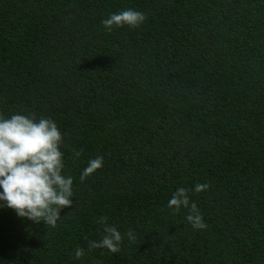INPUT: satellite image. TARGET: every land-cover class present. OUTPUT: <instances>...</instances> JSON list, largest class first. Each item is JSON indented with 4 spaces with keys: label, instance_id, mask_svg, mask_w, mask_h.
I'll return each mask as SVG.
<instances>
[{
    "label": "trees",
    "instance_id": "1",
    "mask_svg": "<svg viewBox=\"0 0 264 264\" xmlns=\"http://www.w3.org/2000/svg\"><path fill=\"white\" fill-rule=\"evenodd\" d=\"M128 9L140 27L105 29ZM14 114L57 124L73 204L56 227L0 207V264H264V0H0ZM179 187L206 229L167 207ZM102 216L118 253L89 250Z\"/></svg>",
    "mask_w": 264,
    "mask_h": 264
},
{
    "label": "clouds",
    "instance_id": "2",
    "mask_svg": "<svg viewBox=\"0 0 264 264\" xmlns=\"http://www.w3.org/2000/svg\"><path fill=\"white\" fill-rule=\"evenodd\" d=\"M146 15L128 9L110 14L102 24L109 32L114 27H140ZM63 134L51 118L34 115L14 114L10 118L0 115V207L16 212L18 217L56 227L63 208L73 204V178L63 174L64 153L61 151ZM82 153L75 152L77 158ZM103 166V157L91 159L80 175V181ZM209 188L207 184L195 185L196 193ZM189 190L179 187L168 201L167 207L179 214L181 208L188 209L187 221L194 229H206L207 225L195 202L189 200ZM105 235L100 241H89V250L107 249L111 253L121 251L123 236L115 226L107 223V217L99 218ZM129 240L136 237L132 230L127 232ZM85 255L84 249H75V259Z\"/></svg>",
    "mask_w": 264,
    "mask_h": 264
}]
</instances>
